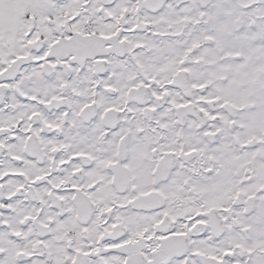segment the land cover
Instances as JSON below:
<instances>
[{
	"label": "snow or ice",
	"instance_id": "obj_1",
	"mask_svg": "<svg viewBox=\"0 0 264 264\" xmlns=\"http://www.w3.org/2000/svg\"><path fill=\"white\" fill-rule=\"evenodd\" d=\"M0 264H264V0H0Z\"/></svg>",
	"mask_w": 264,
	"mask_h": 264
}]
</instances>
